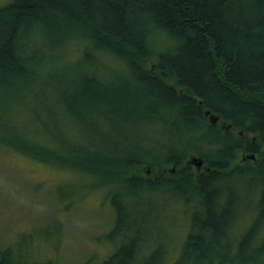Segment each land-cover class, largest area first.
Returning a JSON list of instances; mask_svg holds the SVG:
<instances>
[{
    "label": "trees",
    "instance_id": "1",
    "mask_svg": "<svg viewBox=\"0 0 264 264\" xmlns=\"http://www.w3.org/2000/svg\"><path fill=\"white\" fill-rule=\"evenodd\" d=\"M0 146L107 189L81 264H264V0H9ZM31 236L0 264H58Z\"/></svg>",
    "mask_w": 264,
    "mask_h": 264
},
{
    "label": "rangeland",
    "instance_id": "2",
    "mask_svg": "<svg viewBox=\"0 0 264 264\" xmlns=\"http://www.w3.org/2000/svg\"><path fill=\"white\" fill-rule=\"evenodd\" d=\"M8 1L0 0V6ZM242 157L239 151L236 160L240 162ZM194 158H189L190 165L197 164ZM145 168L142 171L149 174ZM73 171L0 146L1 246L13 244L23 233H32L28 249L38 257L56 259L58 264L99 261L113 252L117 243H111L107 234L114 225L115 211L107 189L89 191L84 187L86 178ZM171 217L167 218L170 225ZM176 221L174 229L183 236L181 215H176ZM25 248L22 245L21 249Z\"/></svg>",
    "mask_w": 264,
    "mask_h": 264
},
{
    "label": "water",
    "instance_id": "3",
    "mask_svg": "<svg viewBox=\"0 0 264 264\" xmlns=\"http://www.w3.org/2000/svg\"><path fill=\"white\" fill-rule=\"evenodd\" d=\"M211 117V119L213 120V121H217L218 120V116L216 115V116H214V115H211L210 116ZM194 160V162H196L197 164V167L199 168V167H201V165H202V162H203V160L200 158V159H197L196 157L193 159ZM192 160V161H193Z\"/></svg>",
    "mask_w": 264,
    "mask_h": 264
}]
</instances>
